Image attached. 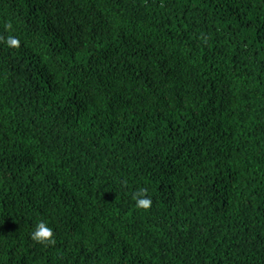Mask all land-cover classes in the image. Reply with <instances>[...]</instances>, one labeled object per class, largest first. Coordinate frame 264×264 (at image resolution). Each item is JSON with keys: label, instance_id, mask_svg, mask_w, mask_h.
Returning a JSON list of instances; mask_svg holds the SVG:
<instances>
[{"label": "trees", "instance_id": "16d2710c", "mask_svg": "<svg viewBox=\"0 0 264 264\" xmlns=\"http://www.w3.org/2000/svg\"><path fill=\"white\" fill-rule=\"evenodd\" d=\"M0 264H264V0H0Z\"/></svg>", "mask_w": 264, "mask_h": 264}, {"label": "clouds", "instance_id": "9594fccd", "mask_svg": "<svg viewBox=\"0 0 264 264\" xmlns=\"http://www.w3.org/2000/svg\"><path fill=\"white\" fill-rule=\"evenodd\" d=\"M9 29L12 25L7 26ZM6 43L9 47H18L20 40L18 37L9 35L6 39ZM133 200H135V206L138 209L147 210L151 207L152 199L147 195L146 189H140L133 194ZM31 238L33 241L41 244H52L55 242L54 230L49 224L41 220L35 225V229L31 232Z\"/></svg>", "mask_w": 264, "mask_h": 264}]
</instances>
